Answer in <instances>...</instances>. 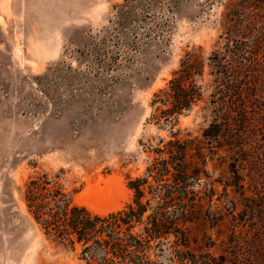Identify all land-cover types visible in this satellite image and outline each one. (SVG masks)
Here are the masks:
<instances>
[{"label":"trees","instance_id":"16d2710c","mask_svg":"<svg viewBox=\"0 0 264 264\" xmlns=\"http://www.w3.org/2000/svg\"><path fill=\"white\" fill-rule=\"evenodd\" d=\"M182 1L115 4L107 25L76 50V63L85 69L59 62L37 76L50 111L65 101L45 92L59 68L66 65L70 78L83 85L89 78L117 79L142 50L164 37L172 9ZM218 2L220 33L212 51L203 56L201 47L186 50L151 94L149 118L168 126L167 138L144 146L149 162L142 176L128 178L129 202L106 213L73 203L61 168L33 171L24 180L29 216L45 238L70 250L78 247L81 264H161L166 238L170 264H264V0ZM200 103L209 106L210 120L199 135L172 130L180 114ZM218 160L225 164L220 180L225 188L224 196L214 198L218 180L206 165L217 166ZM196 181L199 189L189 187ZM201 221L216 229L205 247H216L217 255L192 246L202 245L194 231Z\"/></svg>","mask_w":264,"mask_h":264},{"label":"rangeland","instance_id":"374dc122","mask_svg":"<svg viewBox=\"0 0 264 264\" xmlns=\"http://www.w3.org/2000/svg\"><path fill=\"white\" fill-rule=\"evenodd\" d=\"M119 2L0 0V264H81L78 247L70 250L45 238L29 216L22 199L24 180L33 171L61 168L73 203L106 213L129 202L126 182L142 176L149 162L144 146L167 138L168 126L149 118L152 92L170 78L186 50L201 47L208 56L219 40L218 0L182 1L172 9L164 37L142 50L117 79L89 78L83 85L70 78L66 65L59 68L45 92L65 101L50 111L37 76L59 62L85 69L76 63V50L107 25ZM209 114V106L200 103L180 114L172 130L199 135ZM206 169L218 180L214 198L224 196L225 164L209 161ZM189 187L197 190L200 183ZM226 189L236 200L232 188ZM209 222L194 225L202 245L193 243V248L206 250L207 237H216ZM169 241L160 251L161 264H170Z\"/></svg>","mask_w":264,"mask_h":264},{"label":"bare ground","instance_id":"6f19581e","mask_svg":"<svg viewBox=\"0 0 264 264\" xmlns=\"http://www.w3.org/2000/svg\"><path fill=\"white\" fill-rule=\"evenodd\" d=\"M83 199V198H82ZM84 200V199H83ZM86 200V199H85ZM87 201H89L88 199H87ZM85 202V201H84ZM91 202V201H90ZM86 204H88V205H90L91 203H89V202H87Z\"/></svg>","mask_w":264,"mask_h":264}]
</instances>
